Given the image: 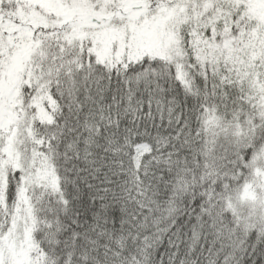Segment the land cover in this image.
Segmentation results:
<instances>
[{
	"label": "snow or ice",
	"instance_id": "snow-or-ice-1",
	"mask_svg": "<svg viewBox=\"0 0 264 264\" xmlns=\"http://www.w3.org/2000/svg\"><path fill=\"white\" fill-rule=\"evenodd\" d=\"M0 264H264V0H0Z\"/></svg>",
	"mask_w": 264,
	"mask_h": 264
}]
</instances>
